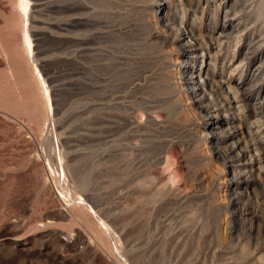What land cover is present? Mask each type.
<instances>
[{"label": "rangeland", "instance_id": "1", "mask_svg": "<svg viewBox=\"0 0 264 264\" xmlns=\"http://www.w3.org/2000/svg\"><path fill=\"white\" fill-rule=\"evenodd\" d=\"M188 1L0 0V264H264V167L238 188L226 124L204 131L232 95L194 104L186 39L171 38L183 22L214 42L225 12ZM234 7L216 67L189 60L239 83L264 48V0ZM246 104L224 120L251 146L264 107Z\"/></svg>", "mask_w": 264, "mask_h": 264}, {"label": "bare ground", "instance_id": "2", "mask_svg": "<svg viewBox=\"0 0 264 264\" xmlns=\"http://www.w3.org/2000/svg\"><path fill=\"white\" fill-rule=\"evenodd\" d=\"M190 1H192L191 3H193L196 0H189L188 2H190ZM245 1H247V0H245ZM191 3H189V4H191ZM218 3H219L218 6L224 9L225 17L221 21V24L219 25V31H218L217 36L215 37L217 41L214 39L215 40L214 42H212V41L207 42L206 41L207 43L206 42L201 43L200 40H198L196 35H194L191 30L186 29L183 22H179V26L176 28V31L172 32V33H175V34H172V35H174V37H171V38H172L173 44L177 43L181 39H184V38L186 39L185 42L181 46L182 57L185 58V60L181 61V63H185V64L187 63L189 65L188 66L183 65L184 67L182 69V72H184V74H185V69L187 67H189V69H191L190 73L185 74V77L183 79H184V83H185L186 88H187L186 91H188V93L191 95L190 99H192L194 104L201 105L200 103L206 99L205 95H206V90H207L206 88L207 87L212 88L215 86V88H218L220 90L223 89L222 92H224V90H225V91H227L228 94L231 93V95H232L231 98L229 100H227L225 97H223L225 92L223 93V95L221 94V97H223L224 100L226 99L227 101H226V103H224V102L223 103L221 102V104L219 103V106L217 104L216 107H214V109H212L216 112L215 118L217 120H216V122L205 121L204 131L206 132V135L213 134L214 128H219L220 125L223 124V122L226 124V127L223 128L224 134H223V136L221 135L223 137V140L226 142L224 145L225 146L224 150L228 151L231 154V157L229 156V158H231V160L229 162L231 170L233 171L236 168L243 170V172H241V173H243L241 181L236 182L237 183L236 185L238 186V188L240 186H242V188H244V191H245L249 187L254 186V183L251 182V179L249 177H247V175H245V173H247L249 170H254L256 168L262 169V167H264V123H262V121L260 120L261 124L259 122L256 125H252L251 120H250L251 124L245 125V127L247 128L246 134L248 133V134H251V136H252V139H251L252 144H251V146H249V145L247 146L246 144H244L242 146L240 144V137L236 138V139H234V138L238 135L239 130L243 128L244 123H239L237 125H231V122L229 120H224V117L227 118L229 114L235 112V110L237 112V110L239 108L241 110L242 104H244V103H247V104L249 103V105H248L249 107H250V105L252 106L251 111L254 114L256 113V110L258 108L264 107V48L258 49L256 47L258 49V51L255 53L253 59L251 60V64L245 65L242 68L239 83H232V81H229V80L227 81L226 79L222 80V81H217L215 79H212L208 69H206V68L204 69L200 66L195 67V64H190L191 60H189V59H192L194 62H196L195 57H197L199 54L200 56H204V55H207L208 57L210 56L211 59L214 60L213 64L216 67L219 58L216 56L217 49H218V47L216 45L217 43L216 44H214V43L218 42L219 46L222 45L227 38L231 37V34L233 33V31L239 25V21H238L239 18L237 19V17H232V16H231V18L228 17L229 13L234 8H236V7H234L236 5V0H218ZM163 10L164 9H162V14L164 13ZM240 10H239V12H241ZM239 12L236 14H239ZM233 13H235V12H233ZM165 17H166V13H164V15H162V16H159L158 20H160V21H162V19L166 20L165 21L166 24L165 23L164 24L168 28V24L170 23V22L168 23L169 18L166 17V19H165ZM241 19H242V17H241ZM240 24H241V22H240ZM176 26L177 25H175V27ZM174 28H173V30H174ZM242 30L244 31V28L241 29V31ZM235 33H236V31H235ZM169 42H171V39L169 40ZM220 48H221V46L219 47V49ZM200 49H201V53H199ZM213 50H216V51H214L213 56H212V55H210V53ZM190 51H193V53L191 54ZM239 65H242V64H239ZM224 66H225L224 62L221 61V68H223ZM235 69H237V68H235ZM178 71H181V70L179 69ZM254 80H257V81L250 85V82H252ZM215 88H213V89H215ZM213 89H210V90H213ZM213 91H216V90H213ZM209 94L207 93V95H209ZM262 94H263V96H261ZM207 98L209 100V97H207ZM211 100H209V101H211ZM218 101L220 102L219 99H218ZM222 101H223V99H222ZM213 103L215 104L216 101ZM214 104H212V105L214 106ZM247 104H246V107H247ZM208 105H209V103H208ZM244 111H245V109H244ZM205 112L208 115L211 112V110H208L206 108ZM238 112H241V111H238ZM249 113H247L249 115V116L247 115L248 117H250ZM262 115H263V113H262ZM246 124H248V123H246ZM212 148L214 150L218 149V147H215V146ZM230 154H228V155H230ZM229 158H228V160H229ZM250 175H252V174L250 173ZM246 192L242 191L239 194L242 195Z\"/></svg>", "mask_w": 264, "mask_h": 264}]
</instances>
